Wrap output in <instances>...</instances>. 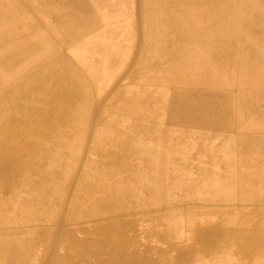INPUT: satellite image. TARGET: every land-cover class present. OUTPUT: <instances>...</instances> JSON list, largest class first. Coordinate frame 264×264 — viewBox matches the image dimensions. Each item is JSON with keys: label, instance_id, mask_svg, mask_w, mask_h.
I'll return each instance as SVG.
<instances>
[{"label": "bare ground", "instance_id": "1", "mask_svg": "<svg viewBox=\"0 0 264 264\" xmlns=\"http://www.w3.org/2000/svg\"><path fill=\"white\" fill-rule=\"evenodd\" d=\"M45 1L42 9L55 5L62 9L56 16L48 14V24L42 20L49 35L34 33L26 41L23 37L9 39L0 32V40L10 46L0 59V76L9 73L11 79L26 71L27 62L41 59L37 68L29 69L28 80L13 83L0 96V194L13 199L21 191L27 196L35 192L37 197H27L24 204L38 206L37 222L46 219L50 225L28 227L22 235L21 252L12 248L15 260L5 259V263L264 264L261 192L240 189L238 199L245 207L239 211L180 208L168 220L152 212L143 216L142 189L134 187L142 181L143 194L151 193L148 198L155 199L153 183L162 182L157 181L158 176H168L158 192L167 201L173 198L174 206L195 203L184 191L198 192L204 189L202 182L181 178L176 183L174 177L215 175L223 182L226 174L257 168L238 158L264 153V145L252 150L248 145L257 139L264 141L263 100L241 98L239 112L244 121L240 119L236 127L233 107L221 103L213 93L195 95L191 101L184 95L159 93L176 83L189 88L191 79L208 82L210 73L198 61L202 33H189V29L191 23H201L206 9L219 6L220 0H125L120 13V0H92L93 9L98 4L108 8L104 21L82 15V8L74 3L75 20L68 1ZM1 19L10 17H0V24ZM47 52L50 57L42 62ZM194 54L198 58L191 61ZM243 65L247 72L248 52ZM121 81L125 83L121 85ZM157 106L164 109L169 138L155 123ZM189 128H204L207 135L189 142ZM232 130L237 131L230 137ZM219 131L226 137L211 143L213 132ZM88 147L94 148L87 160V176L81 178L71 210L78 199L90 203L91 210L74 212L76 215L69 212L61 232L60 210ZM154 158L159 161L153 162ZM108 171L115 187L114 204L108 194L103 192L100 197L98 193L99 175H108ZM122 191L130 193L125 197ZM212 193L217 200L222 198L218 189ZM208 200L203 202L210 203ZM237 225H245V229L237 230ZM186 233L192 237L184 238ZM144 234L156 239H144ZM6 250L4 255H10ZM196 254L210 259L202 263L194 260Z\"/></svg>", "mask_w": 264, "mask_h": 264}, {"label": "rangeland", "instance_id": "2", "mask_svg": "<svg viewBox=\"0 0 264 264\" xmlns=\"http://www.w3.org/2000/svg\"><path fill=\"white\" fill-rule=\"evenodd\" d=\"M65 1H68L70 3L71 13L74 12L75 20H77L78 17L75 14V10L73 11V8H75L74 3H76L79 8H82V15H86L88 18L93 17L98 21H104L109 13L108 8L103 7L99 4L96 6V8L93 9L91 2L92 0ZM120 1L121 2L119 3L118 7L119 10L117 9V12L119 13L121 12V5L125 2V0ZM45 2V0H0V17H10V19H1L2 23L0 24V32L3 31L4 35H9V39H12V37H23L26 39V41L31 40V34L34 33H38L39 36L41 34L49 35V30L47 29L44 22H42V20L46 21L48 24L51 20V16H56L58 13H61L62 9H60L57 5L42 9L41 5ZM219 4V6L212 5L208 7L205 12V17L201 18L202 22L191 23V29H189V33H202V38L204 40L199 41V43H202V55L200 56L198 61H201L205 65V68L208 69V73H210L208 82L196 83L192 79H189L191 82L189 88H182L180 85L182 83H176L173 84L174 88L169 89L172 86H165V88L159 91V93L163 94L166 92H171L178 95H184L190 101L193 100L195 95H202L203 93H213V95H217V97L215 98L219 99L221 103L226 104V102H228L229 105L233 107V113L231 114V117L232 120L236 122L235 126L237 127L241 119L239 112V104L241 98L248 97L252 101L257 98L261 99L263 100L261 101V107L264 108V0H220ZM35 5L38 7H36ZM8 7L10 9H8ZM41 10L43 12H41ZM143 10L144 7L142 6V11ZM48 14H50L51 16L49 15V17ZM210 22L219 23L217 27L203 28L204 24L207 25ZM9 47L10 46L7 43H4L0 40V59L6 56L4 54V51L6 49H9ZM229 51L233 52V54H228ZM247 52L249 69L247 72H245V70L243 69V57L244 54H247ZM187 55L188 57H191L190 54ZM45 57L42 56V62L43 60L49 59L50 55L48 52L45 54ZM194 57L195 54L192 56L191 61L196 60L197 57ZM27 63L28 68L26 69V71L24 73H18L17 76H15L16 79H14L15 77L10 79L9 73L7 74L3 72V75L0 76L1 97L2 95H6V93L9 92L8 90H11V86L18 85V82L21 83L23 81L25 82V80H28L29 75L27 74H29V69L34 70L35 68H37L41 63V59H36L32 63L30 61ZM216 81L217 84H215ZM160 94L159 96H161ZM159 100L163 101L164 98H161ZM216 107L218 106H215V109ZM164 114L165 112L163 107H154L155 123L162 130H164V132H166L167 138H169L171 129L165 123ZM261 126L264 127V122L261 124ZM236 131L237 130H232L228 136L233 137ZM187 134V140L189 142H192L194 138H198V135L202 137L205 134L207 135V132L204 128H199L197 131H195V129L189 128L187 129ZM212 137L213 139L211 143L217 144L220 139H223L226 136H223L222 132L219 131L215 135L213 132ZM205 142V145H208V142ZM251 142L248 143L250 150L254 148L259 149L264 145L263 140L257 139ZM93 148L94 147H88L89 151L87 150L84 154L82 166L80 167L77 176L74 178L73 185L67 190L65 203L62 206V210H60L59 225L61 232H63L64 230V224L69 212L72 211V214L74 212H78L79 214L83 211L91 210V204L85 200H77L75 207L76 210H71V204L79 183L82 181L84 176H87V160L91 159V152L93 151ZM216 155L220 156L221 152L216 153ZM151 160L153 162L159 161L156 158ZM238 160L245 162L250 166L255 165L257 168L255 170L248 169L247 171H242V173L235 174L234 176H229V174H226L227 176H224L222 178L223 182L218 176L215 175L209 177L195 175L174 177L176 179V183L178 182L177 179L181 178H185V180L190 179L191 181L196 183L202 182V186L204 187V189H198L200 191H193L189 193L184 191V195L195 200V203L189 202L179 205L176 204V206H174L175 203L173 198L167 201V198L163 197L161 193L158 192V187L161 186V183L163 184V182H165V179L169 178L168 176H158V178L156 177L157 181L162 182L160 183L155 181V183H153V188L151 189V191L155 193V199L148 198V195L151 193L143 194L145 186L142 181H137L138 183H140V185L135 182V189L139 187L142 189L143 201L140 206L141 211L143 212L142 215H149L150 212H152L155 215L159 214V216L161 217L166 216L168 220H171V218L180 211L177 210L180 208H196L200 211L205 210L206 208L207 210L214 211H239L240 208L245 207L244 203H240V199H238L240 196H238L237 193L240 191V189L247 190V188L250 187L252 190H256V193L261 192L260 196L264 194V184L262 183V181H264V153H249L244 157L238 158ZM102 174L99 175L102 182L99 185V187L102 188H99L98 190L99 196L101 197L104 194L103 192H105L109 195V197H111V203L114 204L112 202V196H114L113 192L115 191V187L112 184L113 180L111 173H109L108 171V175ZM107 181L110 184H108ZM249 181L255 182L257 185H246V183H248ZM241 182H245V184H242ZM207 183L208 185H210L208 186ZM214 184H217V186H214ZM216 189H218V192L222 193V198L220 197L218 198V200L216 198V194L212 193ZM178 190L183 191L181 189ZM175 192L177 193L178 191L175 190ZM28 193L29 195L27 196L25 192L21 191L20 193L15 194L14 197H12L13 199H11L9 195L3 196L0 194V264H6L4 261L5 259L8 262L15 260L16 255H11V250L12 248H14L13 251L16 250L17 252H21L22 247L25 244V239L22 237V235L27 232L25 230L28 229V227H39L41 225L47 227L50 226L48 220L46 219L44 220V223L37 222L35 211L38 206L24 204L27 197H37V194H35V192ZM129 193V191H125L124 196L126 197ZM223 198L224 201L221 200ZM204 199H211L208 200L211 202H203ZM97 210L104 212L103 209ZM232 226L234 225L232 224ZM238 229H245V225H237V230ZM141 237L144 239H152V241L156 239L155 235L151 236L144 234ZM190 237H192L191 233L184 234V238ZM18 247H20L21 249H17ZM6 249H9L10 255H4V252H7ZM209 259L210 257L201 254H196V257L194 258V260L201 261L202 263H207ZM232 259L234 262H237L236 256H233ZM16 264H20V261L16 262ZM23 264H28V261L27 263L25 262Z\"/></svg>", "mask_w": 264, "mask_h": 264}, {"label": "crops", "instance_id": "3", "mask_svg": "<svg viewBox=\"0 0 264 264\" xmlns=\"http://www.w3.org/2000/svg\"><path fill=\"white\" fill-rule=\"evenodd\" d=\"M194 58H196V56H195ZM197 58H198V57H197ZM197 58H196V59H197ZM124 83H125V81H121V85H123Z\"/></svg>", "mask_w": 264, "mask_h": 264}]
</instances>
